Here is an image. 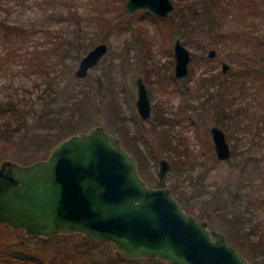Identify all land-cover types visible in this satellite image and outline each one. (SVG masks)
Listing matches in <instances>:
<instances>
[{
  "label": "rangeland",
  "instance_id": "1",
  "mask_svg": "<svg viewBox=\"0 0 264 264\" xmlns=\"http://www.w3.org/2000/svg\"><path fill=\"white\" fill-rule=\"evenodd\" d=\"M63 1L67 4L62 3ZM125 1L0 0V18L6 23L20 22L26 26L27 23L33 22L37 28L18 44H13V48L9 45L10 40L0 33V100L14 93L31 101L35 97L42 103L36 104L37 112L40 108L44 110L40 119L34 117L29 120L30 125L19 134L0 138V161L11 159L26 163V153L34 149L35 133L39 131L40 134H54L57 131L54 127L40 126L45 118L53 115L48 114L50 110L59 111L56 117L60 119L69 115L72 118V122L63 124L55 135L49 136L51 140L56 138L53 144L70 133L83 131L92 125H103L117 136H120L118 129H126L130 147L124 145L123 139H120L121 144L135 160L138 155L142 159L141 177L151 186H166L170 189L172 184H177L184 192V203L191 205L197 201L199 204V207L194 208L180 204L183 210L198 218L203 217L200 219L206 221L208 228L220 231L225 236L227 224L221 218L215 202L222 196L228 203H234L233 199H236L237 195H240L239 198L242 196L243 188L237 190L235 187L239 181L238 167L242 159L239 160L237 156L234 144L236 133L233 130H228L225 134L229 135L227 141L231 149L233 145L235 147V155L230 156L227 161L215 159L208 131L209 125L216 123L215 115L204 98L206 93L216 87V82L226 79L225 74L236 71L238 64H242L239 61H244V57L237 55L236 46H241L247 50L246 52L251 53L255 48L254 43L264 40V23L260 22L263 18L253 16L254 10L264 9V0H232L235 12L224 15V19L218 26L214 25L210 34L205 33L206 30L189 31L181 22V15L188 13L190 6L196 9L198 18L202 17L198 8L202 0H172L173 9L164 17L155 16L143 8L127 12L123 9ZM226 1L220 0L219 7L224 6ZM257 3L260 4L259 8L256 6ZM68 9H74L84 17L82 25L87 26V35L95 30H103L104 24L101 23L99 16L110 19L112 28L102 37V41L107 45V51L99 62L90 68L84 77L76 76L74 69L79 57L86 50L76 59L66 57L59 59L53 54L48 57L42 55L40 59L45 65L41 68L36 66L29 68L27 63L23 64L22 58L18 57L19 53H27L30 50L34 53L41 52L51 47V42L60 39L63 36L62 32L72 35L75 30L74 24L69 23L65 28L54 20L58 12L67 13ZM216 11L219 9L216 8ZM234 13L235 17L231 16L230 20L229 16ZM151 15L156 19H151ZM95 18L97 21L90 25L85 23V20ZM51 20L56 24L51 26ZM205 26L207 27V24ZM49 30H52V33H48ZM174 37L184 42L190 52V59L187 74L172 82L167 76L171 73V44ZM220 38L222 40H219ZM139 39L148 44V55L145 57L144 47L141 46ZM253 39H257L258 42H254ZM209 48L215 50L212 58L206 56ZM260 50L263 48L260 47ZM40 61L38 60V63ZM220 61L228 64V69L223 73L220 70ZM149 63H156L159 68H155L156 71L152 73L146 72L145 68ZM144 73H149L151 80H147L151 107L150 117L140 121L134 108V77ZM253 81L254 83L246 85L242 100V104L246 101L253 103L252 119L256 118L255 111L264 113V107L257 106L254 99H251L252 95L258 96L260 89L259 81ZM46 94L57 95L58 105L44 103ZM238 101L240 102L241 98H238ZM160 109L164 111L163 116L177 117L167 131L155 127L154 119ZM46 110L48 112L45 114ZM133 131L137 134H133ZM47 151L39 148L35 150L41 157H44ZM160 158H164L169 164L161 181L156 177L157 161ZM252 164L255 171L264 169V164L263 166L247 164L244 173L249 178L254 173ZM258 180L259 177L255 176L252 184L255 185ZM159 182L162 184L157 185ZM250 191L252 193L250 195H253L250 199L254 200L258 191L256 188ZM203 199L206 200L204 204L201 203ZM245 201L242 196L239 201L241 206ZM262 209L258 211L256 209L252 224L254 220L264 217ZM205 214H208V217ZM262 234L264 236V226ZM24 259L25 261H22ZM20 261L22 262L19 263ZM17 263L162 264V261L153 257L130 259L117 257L110 243L84 239L79 233L56 234L46 238L31 237L26 235L21 227L0 224V264Z\"/></svg>",
  "mask_w": 264,
  "mask_h": 264
},
{
  "label": "water",
  "instance_id": "2",
  "mask_svg": "<svg viewBox=\"0 0 264 264\" xmlns=\"http://www.w3.org/2000/svg\"><path fill=\"white\" fill-rule=\"evenodd\" d=\"M146 9L164 17L172 0H126L123 9ZM107 50L101 41L78 59L74 74L83 77ZM213 57L214 49L206 52ZM173 74L188 71L190 52L175 38ZM228 64L221 61L220 70ZM135 107L149 116V100L136 77ZM209 134L217 161H227L230 148L216 124ZM157 161L156 177L168 169ZM0 224L21 227L31 237L79 233L82 238L110 243L120 258H149L162 264H248L220 232L186 212L166 186H151L137 168L135 157L120 138L103 125H92L57 140L44 157L26 163L0 161Z\"/></svg>",
  "mask_w": 264,
  "mask_h": 264
},
{
  "label": "trees",
  "instance_id": "3",
  "mask_svg": "<svg viewBox=\"0 0 264 264\" xmlns=\"http://www.w3.org/2000/svg\"><path fill=\"white\" fill-rule=\"evenodd\" d=\"M215 1H200L201 4L199 3L198 8L202 14L201 18L196 16V9L190 6L188 13H183L181 15V22L185 27H188L189 31L194 32L206 30L205 33H212L211 29H214V25H219V22L224 19V15L229 14L232 11L235 12V4L232 3V0H227L222 7H219L220 0ZM237 2L239 3V1ZM62 3L65 2L63 1ZM256 6L259 8L260 4L257 3ZM216 8H218L219 11H216ZM67 13L58 12L54 20L55 22H60V24L65 26V28L69 25V23L74 24L75 30H73L72 35L67 32H62L63 36H61L60 39H57L55 42H51L52 46L48 49L42 50L41 52L39 51L38 53H34V51L30 50L27 53H19L18 57L23 59H21L23 64L26 65L27 63L29 68H33V66L41 68L42 65H45V62L40 59L42 55H46V57H48L52 54L55 56L57 55L59 59H64V57L76 59L79 54L87 50L86 48H88V46H92L94 43L102 41V37L105 36L112 28L109 21L110 19L99 16L98 18L102 21L101 23L104 24L103 30H95L87 35V26L85 27V25H82L84 17L77 13L74 9H68ZM231 16L235 17V13L229 16L230 20L232 19ZM253 16L263 18L260 22L264 23V9L262 11H260V9L254 10ZM150 17L151 19H156L155 16L151 15ZM95 21H97V18L94 20H85V23L90 25V23ZM54 24L56 23L51 20L50 25L52 26ZM206 24L207 27L205 26ZM42 25L44 26V24ZM59 27L60 26H58V28ZM36 29L37 28L34 26L33 22H29L25 26L20 22L6 23L3 18H0V33L10 40L9 45H11L12 48L13 44H18V42L23 40L25 36H29L34 33ZM47 32L52 33V30ZM219 40L222 39L220 38ZM253 40L254 42H258L257 39ZM61 43L62 45H65L60 46ZM182 43L184 42L182 41ZM254 44L255 48H253L251 53L249 51L246 52L247 50L245 51L241 48V46H236L235 51H237V55L239 54V56L244 57V61H239V63L242 64H238L236 71L226 73V79L216 82V87L205 94L204 101L209 103V107L214 111L216 124H218L225 132L233 130V132L236 133L237 136L235 135L234 144L236 145V150L238 152V159H242L240 162L241 164L238 167L239 181L235 184V187L237 190L243 188V194L241 195L246 199L245 203L241 206L239 201L242 196L239 198L240 195H237V198L234 196L236 198L233 199L234 203H228L225 198H222V196H220L218 200L215 198L217 201L215 202V205H218L217 209L220 211V216L227 224L225 236L234 248L240 250V252L246 255L249 264H264V236L262 234L264 217L254 220L255 222L253 224L251 223L253 222L252 217L256 214V209L257 211L262 208V211L264 210V175H262L264 174V169L262 168L261 171H259V169L255 171L252 164V168L254 170L252 176L249 178L244 173L247 164L255 163L261 165L264 162V113H258L255 111L254 113H256V118L254 117V119H252L253 111L251 105H253V103L251 104L250 101H246L245 103H247V105L245 103L242 104V100L244 98L243 94L245 92L244 89L247 87L246 85L248 83H254L253 80H257L259 81L258 86L260 88L258 96L252 95L251 99H254L257 106L264 107V40H260V43L258 42ZM260 47L263 48V50H260ZM38 60H41L40 63H38ZM261 89L263 92H261ZM238 98H241L240 102L238 101ZM43 102L49 105L54 103L55 106L59 103L57 95L50 96L49 94H46ZM36 104L42 103H40L35 97L31 101L23 99L15 93L10 96L8 95L3 100H0V138H8L17 135L30 125L29 120H32L34 117H36L35 119H40L42 117L41 115L44 114V110L40 108L39 112H37ZM61 107L62 106H60V109ZM46 112H48V110L45 111V114ZM53 112H55V109L48 112V114L53 115L45 118V120L41 122L42 125L40 126L44 128L54 127L57 131L54 134H40V132L37 131L33 139V142L35 140L33 144L34 149L32 148L25 155L26 162L41 157L35 152V150L37 148L40 150H48L53 144L52 142L56 139H52V141L49 136L55 135L62 128L63 124L67 125L70 121L72 122V118L70 117L71 115L60 119L59 117H56L59 111H56L55 113ZM117 131H119L124 145L126 147H130L128 145V131L126 129H118ZM134 133L137 134L136 131H133V134ZM245 133H247V136H245ZM235 153V147L233 145L231 156L235 155ZM254 157H256V159ZM136 161L138 171L141 175L142 159L139 155L136 157ZM261 161L263 162L261 163ZM255 176H258L259 180L255 182V185H253L252 183ZM161 184L162 183L159 182L157 185ZM244 188L247 190H244ZM253 188H256L258 193H256L257 195L255 199L251 200L250 196L253 195H250L252 194L250 189ZM170 190L180 204H185L189 208L199 207V204L196 203L197 201L191 205L184 203V192L182 188H178L177 184H172ZM209 196L213 198L212 195ZM201 203H206V200L203 199ZM189 208L188 210H190ZM205 216L208 217V214H205ZM199 218L203 217L200 216ZM22 261H25V259Z\"/></svg>",
  "mask_w": 264,
  "mask_h": 264
},
{
  "label": "flooded vegetation",
  "instance_id": "4",
  "mask_svg": "<svg viewBox=\"0 0 264 264\" xmlns=\"http://www.w3.org/2000/svg\"><path fill=\"white\" fill-rule=\"evenodd\" d=\"M175 38H178V37H174L173 38V40L175 39ZM179 39V38H178ZM140 41H141V39H139ZM180 40V39H179ZM99 42H101V41H99ZM98 43V42H97ZM141 46H143L144 47V49H143V56L145 57V56H147L148 55V44L147 43H144V42H142L141 41ZM96 44V43H95ZM172 44H173V41H172ZM172 44H171V53H172ZM94 45V44H93ZM92 45V46H93ZM213 49V48H212ZM107 51V50H106ZM106 53V52H105ZM104 53V54H105ZM103 54V55H104ZM214 55H215V50H214ZM214 55H213V57H214ZM207 56V55H206ZM103 57V56H102ZM208 57V56H207ZM208 58H212V57H208ZM101 59V58H100ZM99 59V60H100ZM190 59V58H189ZM99 62V61H98ZM97 62V63H98ZM96 63V64H97ZM220 63H221V61H220ZM95 64V65H96ZM95 65H93V66H95ZM92 66V67H93ZM92 67H90V68H92ZM89 68V69H90ZM158 69L159 68V66L156 64V63H149V65H148V67L147 68H145V71L146 72H149V73H152L153 71H156V69ZM89 69H87V72H88V70ZM87 72H86V74H87ZM148 73V74H149ZM85 74V75H86ZM148 74L147 73H144V74H142V75H135V77H134V84H135V98H136V83H135V79H136V77H140V79H141V81H142V83H143V85H144V87L146 88V92H147V97H148V100H149V116L147 117V118H142V117H140V115L138 114V112H137V110H136V107H135V98H134V108H135V111H136V113H137V115H138V117H139V119H140V121H145V120H147L149 117H150V107H151V104H150V97H149V94H150V87L148 86V82H147V80L148 81H151V80H149V76H148ZM84 75V76H85ZM83 76V77H84ZM168 78H169V80L170 81H175V80H178V79H180V78H182V77H175L174 76V74H173V58H172V66H171V73H169L168 74V76H167ZM184 77V76H183ZM163 110L162 109H160V111H159V113L158 114H156V116H155V119H154V121H155V127L158 129V127H159V129L161 130V129H166V131H167V129H169V127L170 126H172V122H173V120L174 119H177V117H168V116H163ZM213 124H216V123H213ZM211 125V124H210ZM209 125V126H210ZM216 125H218V124H216ZM219 126V125H218ZM163 127V128H162ZM220 127V126H219ZM131 130V129H130ZM159 130V131H160ZM223 130V129H222ZM132 131V130H131ZM163 131V130H162ZM208 131H209V127H208ZM224 131V130H223ZM224 134H225V131H224ZM209 136H210V134H209ZM229 136V135H228ZM228 136L225 134V140H226V142L228 143V141H227V139H228ZM245 136H247V133H245ZM118 137H120V139L122 140V138H121V136H118ZM211 140V139H210ZM228 145H229V143H228ZM229 148H230V156H231V147H230V145H229ZM227 240V239H226ZM228 241V240H227ZM240 253V252H239ZM241 254V253H240ZM246 260H247V262H248V264H249V261H248V259H247V257L246 256H244L243 254H241Z\"/></svg>",
  "mask_w": 264,
  "mask_h": 264
}]
</instances>
